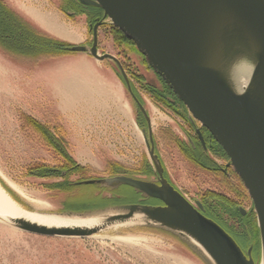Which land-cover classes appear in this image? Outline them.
<instances>
[{
    "label": "rangeland",
    "instance_id": "1",
    "mask_svg": "<svg viewBox=\"0 0 264 264\" xmlns=\"http://www.w3.org/2000/svg\"><path fill=\"white\" fill-rule=\"evenodd\" d=\"M3 1L53 38L70 45L90 43L88 19L60 12L68 11L61 0ZM97 33L98 54H112L129 67L128 77L144 99L169 181L192 203L208 189L227 193L178 149L176 141H186L188 128L180 117L157 105L136 78L143 77L144 85H159L153 71L143 67L144 56L109 19ZM136 114L137 107L110 60L100 61L85 52H65L39 61L19 60L0 47V179L18 193L10 189L20 204L1 184L0 190L24 210L54 212L109 194L88 185L63 190L60 182L64 179L38 177L33 174L37 166L68 170L69 182L108 177L118 171L152 176V172L141 173L144 166H152ZM39 125L63 136L70 163L45 139ZM54 140L60 143L58 138ZM120 190V195L126 196L121 203L135 202L127 187ZM155 201L145 200L152 205ZM11 224L0 218V264H206L190 246L158 229L118 227L73 237L34 234ZM260 254L261 247L255 259Z\"/></svg>",
    "mask_w": 264,
    "mask_h": 264
},
{
    "label": "water",
    "instance_id": "2",
    "mask_svg": "<svg viewBox=\"0 0 264 264\" xmlns=\"http://www.w3.org/2000/svg\"><path fill=\"white\" fill-rule=\"evenodd\" d=\"M76 1L101 8L103 16L134 41L215 137L252 200L261 254L259 259L253 258L251 247L244 254L218 223L201 213L200 202L191 203L164 177L161 161L154 153L149 120L147 136L145 129L141 132L155 175L119 174L76 181L75 185L104 190L109 194L105 198L115 197L119 203L48 211L68 217L100 218L99 224L48 227L22 218L9 223L34 234L73 237L118 227L153 228L179 238L206 264H264V0ZM95 28L91 46L78 44L68 49L88 51L98 60L110 58L121 69L113 55L97 53ZM242 68L249 77L239 91L233 77ZM122 75L131 92L123 71ZM2 182L0 179L8 192ZM121 186L134 193V203L120 202L126 197L120 195ZM148 199L161 204H148ZM136 216L138 220H133Z\"/></svg>",
    "mask_w": 264,
    "mask_h": 264
},
{
    "label": "flooded vegetation",
    "instance_id": "3",
    "mask_svg": "<svg viewBox=\"0 0 264 264\" xmlns=\"http://www.w3.org/2000/svg\"><path fill=\"white\" fill-rule=\"evenodd\" d=\"M61 1L64 4L63 6L66 7L65 10L68 11H61V9H59L60 12L66 13L69 17H72V15H76V16H85L88 19V24H89L88 26L91 31V40L89 44L87 43L81 45H85L88 47L91 46L93 42L94 27H96L95 29L97 32V29L103 26L104 23L108 20L107 17L103 16V10L98 7L83 5L76 0H61ZM112 27L114 26L112 25ZM125 37L127 41L133 47H135L138 52H140L144 56L143 67L145 69L147 68V71L150 70L153 71L154 75L156 76L159 82L158 86H152L151 84L144 85L143 77L136 76V78L143 84V89L147 93H149V95L152 97V99L157 105H159L160 107L166 110L173 112L176 116L180 117L186 123V126L188 128L187 131H185L186 141L185 142L176 141L177 143L176 145L178 149L180 150V152L182 153V155L185 157L186 160L200 166L204 170V172L207 173L206 175L211 177L212 179L211 182L214 185L229 193V194L221 193L214 189H208L202 192L199 195L198 199H194L193 204L195 202H200L203 207L201 213H203L204 215H206L207 217L213 219L216 223H218L235 240V242L238 244V246L241 248L244 254H246L248 248L251 247V256L255 258L257 251L260 247L259 245L260 238L258 233L256 214L253 210L252 200H250V198L246 194L247 189L243 185L242 181L239 180L240 178L237 179L235 177L237 173L234 171L233 167L229 163V157L222 149L220 144L216 141L215 137L208 130V128L202 123V121L199 118H197L191 112L189 107L181 99V97L179 96L175 88L172 86V84L161 74V72L156 67H154L151 64L150 60L142 53V51L138 48V46L134 43V41L129 37H127L126 35ZM68 52H74V51L68 49ZM85 53H89V52L86 51ZM97 53H98V33H97ZM114 57L118 60L123 73L126 75L128 79L131 92L128 91L127 89L126 82L124 80L122 71L118 66V64L110 58H104L103 60L112 61L119 70L122 81L132 101L137 107L136 119L138 121V125L140 126V129H145L147 136L148 120H149L150 128H151V121L145 106L144 99L140 94L139 90L135 87L134 83L132 82V79L128 77L127 69L129 70V67H124L123 63L116 56ZM141 107L143 108L145 113H143ZM151 133H152V129H151ZM52 135L55 136V138H58V140L60 141L59 136H56V133ZM152 139L154 145V153L157 154V156L159 157L164 169L163 175L169 181L167 177L166 168L156 149L153 133H152ZM55 141L57 142V140ZM61 142L64 144L65 141L63 142L61 140ZM151 166L152 167L144 166L141 171L148 173L152 172L150 174L155 175V170L152 162H151ZM63 173L64 175L67 174V172H63ZM155 202H157L156 204H161L157 200ZM190 202L192 203V201ZM247 202H250L251 206L247 207L246 206Z\"/></svg>",
    "mask_w": 264,
    "mask_h": 264
},
{
    "label": "trees",
    "instance_id": "4",
    "mask_svg": "<svg viewBox=\"0 0 264 264\" xmlns=\"http://www.w3.org/2000/svg\"><path fill=\"white\" fill-rule=\"evenodd\" d=\"M116 31L126 39L125 35L119 29L116 28ZM68 46H70V44L65 43L57 38H53L45 32L34 27L16 11L7 6L3 0H0V47L10 56L19 60L39 61L42 59L54 58L63 55L65 52H68ZM38 129L45 135V139L51 141L49 143L52 144L54 148H58L60 150L59 152H61L62 156L65 157L66 161L70 163L71 159L67 154L63 136L60 135V143H57L54 140L53 135L45 127L39 125ZM61 140L64 142V144L61 142ZM72 166L74 165L72 164ZM34 170L35 173H32L38 177L58 176L64 179L60 182V187L63 190L67 191L71 187L76 186L73 182L67 181L66 176L69 172L68 170L65 171L63 169H54L42 166H37L34 168ZM63 172H67V174L64 175ZM141 173L149 174L148 172ZM119 174L130 175L123 171L113 173V175ZM7 190L14 199L19 201L18 198L12 194L10 189L7 188ZM132 194L135 196L133 192ZM118 200L119 199L110 200L105 197L102 198L97 196V200L91 201L92 203H76V205L71 204L65 206V209L82 210L95 206L119 203Z\"/></svg>",
    "mask_w": 264,
    "mask_h": 264
},
{
    "label": "bare ground",
    "instance_id": "5",
    "mask_svg": "<svg viewBox=\"0 0 264 264\" xmlns=\"http://www.w3.org/2000/svg\"><path fill=\"white\" fill-rule=\"evenodd\" d=\"M248 77L249 74L246 68L240 69L239 73H237L233 77L236 88L239 91L243 90V88L245 87L248 81ZM0 218L10 223H12V221L15 219L22 218L27 221L37 223L39 225H45L48 227H74V226L89 227L92 225H97L100 222V218H94V217H89V218L68 217V216L54 214L48 211H36V212L27 211L20 207H17L16 204H14L12 200L9 199V197H6L4 195L2 190H0ZM133 220H138V217L136 216ZM118 239L120 240L124 238H118Z\"/></svg>",
    "mask_w": 264,
    "mask_h": 264
}]
</instances>
